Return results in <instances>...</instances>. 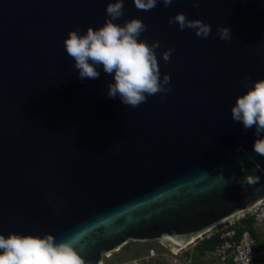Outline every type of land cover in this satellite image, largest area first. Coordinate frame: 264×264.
<instances>
[{
    "label": "water",
    "instance_id": "water-1",
    "mask_svg": "<svg viewBox=\"0 0 264 264\" xmlns=\"http://www.w3.org/2000/svg\"><path fill=\"white\" fill-rule=\"evenodd\" d=\"M110 2L0 0V234L52 235L85 264L129 242L178 253L264 198L259 137L231 118L247 91L240 82L264 80V0H174L151 11L124 0L114 23L140 19L139 39L159 41L161 79L171 77L167 95L138 108L107 96L114 81L102 68L79 79L64 48L69 31L104 25ZM177 13L211 25L210 36L170 26ZM246 174L259 182L242 185Z\"/></svg>",
    "mask_w": 264,
    "mask_h": 264
},
{
    "label": "clouds",
    "instance_id": "clouds-1",
    "mask_svg": "<svg viewBox=\"0 0 264 264\" xmlns=\"http://www.w3.org/2000/svg\"><path fill=\"white\" fill-rule=\"evenodd\" d=\"M174 0H133L136 9L151 11L158 3L165 7ZM193 6H198L199 0H192ZM108 19L99 29L89 27L84 34L80 30L69 31L63 41L69 57L74 60V69L78 70V78L98 79L103 72L113 76V81L107 85V96L119 98L127 107L138 108L147 102L149 96L167 95L171 88V77L161 73L158 66L156 50L160 48L159 41L151 45L139 37L147 30L140 19L126 20L123 25L114 23L124 13V0H115L107 4L105 9ZM170 26L178 25V29L195 30L196 37L206 39L212 32L211 25L201 20H190L183 13H177L168 20ZM217 37L221 41L231 39L229 28L218 27ZM168 48L161 58L168 63L173 53ZM241 85L247 91L238 96L231 108V118L242 123L244 130H255L259 137L254 141L253 150L264 156V80L252 82L245 77ZM238 151H240L238 149ZM242 163V162H241ZM243 170V169H242ZM259 182L255 175H245L240 181L242 185H254ZM0 264H85L83 258L65 242L57 243L52 235L22 236L10 233L7 237L0 234Z\"/></svg>",
    "mask_w": 264,
    "mask_h": 264
},
{
    "label": "trees",
    "instance_id": "trees-1",
    "mask_svg": "<svg viewBox=\"0 0 264 264\" xmlns=\"http://www.w3.org/2000/svg\"><path fill=\"white\" fill-rule=\"evenodd\" d=\"M263 225L264 224L256 223L252 217H248L245 221L236 223L223 231H211L208 235H204L202 239L190 245V250L184 251L181 257V264H219L220 256H218L217 253L220 247L225 242L231 243L237 241L240 235L245 231L248 232L252 242V260L250 264H264V240L259 229V226ZM229 230L234 232L233 236L230 238L225 235L226 231ZM150 249H152V247L148 242H129L120 248V250L124 251V254L128 252L136 260L140 261L144 259L143 264H168L160 258L153 259L152 257L146 259ZM122 261L123 258L117 255V252L107 258H103L104 264H122ZM224 264H233L232 257L228 252Z\"/></svg>",
    "mask_w": 264,
    "mask_h": 264
},
{
    "label": "built area",
    "instance_id": "built-area-1",
    "mask_svg": "<svg viewBox=\"0 0 264 264\" xmlns=\"http://www.w3.org/2000/svg\"><path fill=\"white\" fill-rule=\"evenodd\" d=\"M248 217H252V219L258 224H264V198L253 205L250 209L240 212L230 219L226 220L222 224L218 225L212 231H223L236 223L245 221ZM233 234L234 232L230 230L226 231L225 233V235L229 238L232 237ZM227 252L232 257L233 264H250L252 260V242L248 232H243L237 241L231 243L225 242L220 247L217 253V255L220 256L219 264H224V261L227 258ZM155 255V251L153 249H150L148 251L146 259L152 258ZM127 264L137 263L136 260H133L128 262Z\"/></svg>",
    "mask_w": 264,
    "mask_h": 264
},
{
    "label": "rangeland",
    "instance_id": "rangeland-1",
    "mask_svg": "<svg viewBox=\"0 0 264 264\" xmlns=\"http://www.w3.org/2000/svg\"><path fill=\"white\" fill-rule=\"evenodd\" d=\"M259 229H260V233H261L263 240H264V228L259 227ZM148 243L151 245L152 249L155 251V254H156L153 257V259L160 258L162 261H165L168 264H181L182 263L181 257L183 255L184 251L190 250V248H191L190 246H188V248H186V249H184L178 253H169L164 248H162L160 245H157L158 243L156 241H151ZM117 255H120L123 258L122 264H127L130 261L136 260L128 252L126 254H124L123 250L117 251ZM143 261H144V259H142L140 261L136 260V263L137 264H143Z\"/></svg>",
    "mask_w": 264,
    "mask_h": 264
},
{
    "label": "crops",
    "instance_id": "crops-1",
    "mask_svg": "<svg viewBox=\"0 0 264 264\" xmlns=\"http://www.w3.org/2000/svg\"><path fill=\"white\" fill-rule=\"evenodd\" d=\"M260 228H264V225L263 226H259Z\"/></svg>",
    "mask_w": 264,
    "mask_h": 264
}]
</instances>
